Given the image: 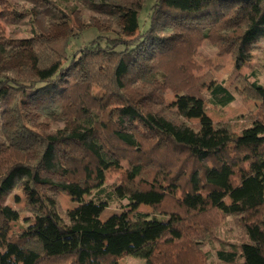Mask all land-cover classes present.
I'll return each mask as SVG.
<instances>
[{
    "label": "trees",
    "instance_id": "16d2710c",
    "mask_svg": "<svg viewBox=\"0 0 264 264\" xmlns=\"http://www.w3.org/2000/svg\"><path fill=\"white\" fill-rule=\"evenodd\" d=\"M148 1L91 3L99 14L122 20L120 35L97 36L69 57L68 41L58 49L57 41L34 33L35 70L0 69V231L15 220L4 203L16 187H44L78 203L61 221L40 199L31 207L37 224L0 239V264H116L122 256L143 264H208L211 254L202 247L216 242L213 212L232 217L242 233L238 243L217 240L215 259L264 264V119L238 135L213 129L206 103L223 109L234 97L211 83L206 102L201 94L175 93L176 114L198 119L195 128L161 109L166 91L189 83L175 77L188 69L178 62L193 44L212 42L235 66L246 62L264 39V0H154L144 20ZM30 93L46 95L71 128L31 129L24 109ZM244 93L264 107L256 79ZM104 168L124 169L110 191L101 185ZM114 195L127 208L165 206L167 218L121 212L101 220Z\"/></svg>",
    "mask_w": 264,
    "mask_h": 264
},
{
    "label": "rangeland",
    "instance_id": "374dc122",
    "mask_svg": "<svg viewBox=\"0 0 264 264\" xmlns=\"http://www.w3.org/2000/svg\"><path fill=\"white\" fill-rule=\"evenodd\" d=\"M118 0H5L0 1V69L9 70L27 67L34 71V57L29 47V39L37 33L40 40L56 42L60 49L65 41H68L67 52L69 57L82 49L97 36L117 37L121 34L122 20H115L108 15L99 14L90 8V4H103ZM121 1V0H120ZM154 0H149L145 10L142 11V19L147 20L150 6ZM60 11L63 13H60ZM60 47V48H59ZM185 51V58L179 60L188 68L179 70L178 76H187L188 84L180 81L176 91H166L163 94V112L166 118L174 122H180L192 128L199 123L198 119H183L176 114L175 93H195L207 96L206 88L210 85L221 84L234 97V101L223 109L213 108L206 103V116L213 129L223 128L238 135L253 122L264 119V107L261 102L251 99L245 92L246 84L253 82L264 87V39L256 42L249 52V58L242 65L235 66L230 55L222 54L219 48L212 42H200L193 44ZM11 76V72L4 73ZM182 78V77H181ZM94 95L102 93L93 89ZM29 106H24L28 112V124L36 131L51 132L56 129H70L71 126L60 119V113L51 104L46 95L29 94ZM124 169L107 171L104 168L100 174L101 185L114 188L122 182ZM31 191L28 186L16 187L5 199V205L15 212V220L0 231V239L19 236L26 232L28 227L37 224V214L32 206L37 205L40 199L44 201L55 217L63 221V214L78 206L70 196L58 193L50 196L46 188L36 186ZM94 195L89 191L82 195L81 201H88ZM225 206L230 204L224 201ZM165 206L156 210L145 203H139L132 208H127L126 200L118 199L115 195L101 214V220H106L114 214L128 212L129 214L143 213L149 218H167ZM212 225V237L216 240L213 244H204L203 251L210 252L208 264H220L214 257V251L218 247L217 240L238 243L242 241L241 231L234 225L232 217H223L216 213L209 214ZM116 264H143L142 260L131 256H122L116 260Z\"/></svg>",
    "mask_w": 264,
    "mask_h": 264
}]
</instances>
